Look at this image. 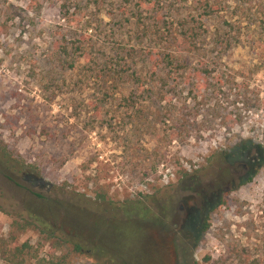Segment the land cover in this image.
<instances>
[{"label":"rangeland","instance_id":"rangeland-1","mask_svg":"<svg viewBox=\"0 0 264 264\" xmlns=\"http://www.w3.org/2000/svg\"><path fill=\"white\" fill-rule=\"evenodd\" d=\"M196 1L0 0V264H264V0Z\"/></svg>","mask_w":264,"mask_h":264},{"label":"flooded vegetation","instance_id":"flooded-vegetation-1","mask_svg":"<svg viewBox=\"0 0 264 264\" xmlns=\"http://www.w3.org/2000/svg\"><path fill=\"white\" fill-rule=\"evenodd\" d=\"M161 226V225H160ZM144 239L139 241L140 246H141V252L142 254H149L148 248L143 249V246H148L149 248H156L159 247L164 251V260L162 264H191L192 262L190 261V250H189V245L186 244L185 242L178 241L175 242L174 247L167 246L165 244V239L160 236H152L149 233H142L141 235ZM170 256V257H169ZM168 258H171L169 262H166Z\"/></svg>","mask_w":264,"mask_h":264},{"label":"trees","instance_id":"trees-1","mask_svg":"<svg viewBox=\"0 0 264 264\" xmlns=\"http://www.w3.org/2000/svg\"><path fill=\"white\" fill-rule=\"evenodd\" d=\"M215 0H197L196 1V4L200 5L201 7H204L208 10L209 13H212V11L216 10L217 6H216V3L214 2ZM165 59V58H164ZM263 147L262 144H259L256 146V149L257 150H261V148ZM3 150V148H2ZM3 157L0 159V162L7 168L9 169V171L13 172L15 171V164H13L12 162H14V160L11 158L10 154L8 152H5L3 150ZM260 165V164H259ZM13 170H11V169ZM257 168V167H256ZM25 171V170H24ZM29 171V170H28ZM31 171L27 172L25 171V173H30ZM226 203V200L221 198L219 199L218 203H217V206L218 207H221L222 205H224ZM208 224H206V222H204V225H203V228L202 230L204 231L206 228H207ZM129 235H130V238H135L136 234L135 232H131L129 231ZM25 247V246H24ZM78 249V246H76V250ZM22 260H19L17 262H15V264H20ZM10 263V262H9Z\"/></svg>","mask_w":264,"mask_h":264}]
</instances>
